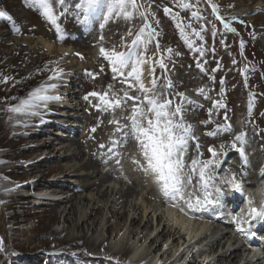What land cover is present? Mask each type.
I'll use <instances>...</instances> for the list:
<instances>
[{"label": "rangeland", "instance_id": "374dc122", "mask_svg": "<svg viewBox=\"0 0 264 264\" xmlns=\"http://www.w3.org/2000/svg\"><path fill=\"white\" fill-rule=\"evenodd\" d=\"M190 2L198 4V7L193 8L191 11H199L211 21V23L207 24H205L204 20L193 23V26L197 27L198 30L199 25H204L205 31L203 35L205 39L203 41L192 35L191 30H188L190 39L196 41L195 47L203 45L206 49L215 50L214 52L208 51L204 58L199 57L197 52L187 48L180 38L179 30L175 26L176 21L171 16L164 14L163 7L168 6L172 7L174 11H179L180 18L185 23L190 22V11L176 8L174 0H154L151 11L154 12L155 18L159 21L158 24H153V27H156L160 33L158 42L164 49L171 47L175 52L179 53V55L172 56H169L166 51L162 53V57L168 65L166 74L175 85L171 90L173 93L183 92L189 100L195 101V104L185 105L188 108L187 118L194 125L196 134L200 138L204 137L200 144L202 152H206L210 145L219 149L220 144L218 141L220 142V139L207 137L204 133L215 129L217 124H221L222 120L225 121V115L228 117L226 122L234 124L233 126L244 123L248 126L254 125L252 117L256 114L257 119L260 117L259 119L264 121V65L260 64V62L264 61V55H261V59L253 54L244 57L242 56L243 52L239 50L242 38L249 31L241 21L245 19L249 23V21L256 20V22L264 25V0H213L214 3L219 5L220 15L225 20L230 21L232 27L236 29L235 33L223 28V25L216 20L215 15L212 14V10L206 2H203V0H190ZM245 10H247V14L241 15L240 11ZM58 23L60 24L59 31L56 26L50 24L41 16L38 9L31 6L30 0H0V74H2L0 75V80H2L3 76L10 77L6 83L0 82V198H10V200H6L3 203L0 202V238L4 242V250L0 251V264H50L58 260L59 257L54 254L55 250H51L52 256L48 257L47 251L42 249L54 248V244L37 248L39 250L33 251L31 247L24 250L27 240L31 239V235L28 233L29 229L35 226L37 219H41L44 214L46 215L44 221L47 224L46 230L48 232L58 228L56 225L58 220H48V215L43 213L44 206L40 205L37 202L39 199H34V195H30L28 190L22 192L20 189L14 191L3 190L32 181V177L25 178L24 173H22V171L27 169L24 166L25 163L29 162L27 154L44 142L52 143V147L45 151L43 149L40 153L42 156L53 157L54 155H60L63 152L62 148L68 146L72 141L75 144H82V148L85 149L87 142L84 137L86 132L90 131L88 123L96 116L108 119L109 113L98 111L94 107L95 104L99 103L96 98L89 97L88 100H85L84 97L92 91H108L109 84H114L117 89L121 87L119 83L112 80L111 69L108 63L99 56V48L101 46L111 48L115 44L118 50L124 51L125 48L120 46V37L125 35L126 28L130 25L123 20L114 19L106 24L104 29L99 28L100 21L85 27L78 23L71 13L64 16L62 20H58ZM213 24L215 25V30H217V35L215 36L212 35ZM141 26V22L136 20L133 30L137 31ZM17 29L19 30L17 31ZM101 36L104 37L103 41L100 40ZM130 39L125 37V42H130ZM221 41H223V44ZM259 41L261 43V39ZM256 44L260 45L258 41H256ZM153 47L154 45H149V48ZM239 55L243 57V62L237 60ZM204 59L207 60L205 69L209 75L215 77V81L210 80L208 76L195 67L198 60L202 61ZM233 60L236 61L235 64ZM217 62L220 67L218 71L212 73L211 69L217 67ZM72 66H75L77 70L84 68L86 75L84 78L86 79H83L80 84L79 80L81 79L78 75L81 71H79L78 75L74 74V77H72V71H74H70ZM53 67L57 69L55 72H59V76H55ZM101 67L104 68L103 72H100ZM155 67L156 75L163 77L165 75L164 70L160 69L158 65ZM88 71H95L94 74L99 73L101 77L97 75L93 79L87 75ZM50 76H55V79L49 80ZM68 78L73 82L71 83L72 87L71 84L69 85L68 92L76 94L75 97H78L77 99H71L70 95L66 94L64 87L68 86V84L65 85ZM221 80L224 81L223 85L220 84ZM84 81L87 83H84ZM53 83L59 86L54 90H49L48 94L58 96L59 99L48 101L47 108H42L39 115H15L7 111L9 106L27 98L28 94L36 88ZM199 87H205L211 99L206 100L200 96L196 91ZM221 88H223V93L220 91ZM172 98L179 102L177 97L173 96ZM215 100H219L226 107L213 109V101ZM205 105L208 106L205 107ZM209 109H212L213 123L203 125L200 122L209 118ZM77 114H81V121L76 120ZM76 124L80 126L79 128L78 126L75 127V135L69 134L68 131L64 130L65 128L70 130ZM97 125L94 127L98 130L102 124H99L98 127ZM96 132L92 133L95 134ZM261 132H264V130L257 129L255 133L258 135ZM206 137L211 140L206 139ZM258 142L264 144L263 139L259 138ZM252 144V142L249 144V149L246 153L255 149V145ZM228 152L229 154L226 158L222 157L225 162L221 165L230 167L226 172V174L229 173L230 175V173L234 172V169H237L236 166H230V162H236L237 154L232 150H228ZM84 153L87 152L84 151ZM123 154L125 153L123 152ZM208 154L211 155L210 153ZM86 158L87 155L83 154V158L81 156L75 161L73 160V162L81 165ZM104 165L106 166V163ZM246 168L247 165L245 166ZM99 169L102 170V166H99ZM66 175H63L58 181L59 186L63 184L65 187L73 188L79 180L83 179V176L76 179L71 175ZM4 177H7V179H3ZM147 177L155 182L152 175H147ZM48 178L51 179V177ZM261 184H258V193L260 196L263 194L264 198V192L261 193ZM58 185L55 186L61 189ZM144 186L145 184L133 195V200L137 199L139 202H143L148 190ZM59 189L58 191H60ZM64 189L61 192V197L73 196L72 190ZM91 194H93V190L78 193V196L90 198ZM48 195V191H43L35 196ZM16 198H22V201L20 204L13 205ZM263 198L257 199L260 204L264 203ZM156 200H158L157 195H155V201H152V206L158 204ZM83 202L84 204L87 203L86 200ZM169 204L160 208L159 213L164 215L169 220L168 222L172 224L175 223L179 216H182L183 221H185L188 216L175 215L176 210H178V213L181 212L179 211L180 208ZM182 205H179V207L184 209L183 212H191L185 202ZM258 205L254 204L256 208ZM100 210L101 206H99L98 211ZM98 217V214H93L90 219H96V222ZM174 217L177 219H174ZM87 223L91 224L90 221ZM61 227L60 225L59 230ZM181 232L185 235L187 230L181 229ZM72 234L77 236L75 232ZM185 238L187 241V235ZM53 241L55 242V240L48 242ZM200 247L201 245L195 247L193 252L200 249ZM68 249L87 255L79 245ZM145 249L146 244L140 251L144 252ZM58 250H60V253L64 252L62 248ZM184 252H187V250ZM254 254L259 256L257 253H253L250 256H255ZM88 256L90 259L107 260L114 264L120 261V259L113 258L109 260L104 255L96 252ZM132 258H129L127 254V257L120 262L127 264L126 262L134 259ZM198 260L199 262L205 260L204 263H206L208 258L202 257ZM170 263L171 261L168 264ZM174 264H176V261ZM261 264H264L263 260Z\"/></svg>", "mask_w": 264, "mask_h": 264}, {"label": "bare ground", "instance_id": "6f19581e", "mask_svg": "<svg viewBox=\"0 0 264 264\" xmlns=\"http://www.w3.org/2000/svg\"><path fill=\"white\" fill-rule=\"evenodd\" d=\"M240 12L242 13L241 15L247 14V10ZM242 22L245 28L249 30L242 38L244 42L243 48L240 47L239 49L243 52L242 56L248 57L253 54L261 59V55H264V25L256 22V20L247 23L245 19H242ZM259 39H261V43ZM256 41L260 44L259 46ZM242 56H238L237 60L239 62L244 61ZM96 64L98 65L97 61ZM260 64L264 65V61L260 62ZM39 65L41 66V64ZM52 69L57 71L55 67ZM70 71L73 72L72 77H74V74L78 75L79 71H81L78 75L81 79H78L80 81L79 84L83 79H86L84 78L86 77L84 68L77 70L75 66H72ZM91 72L94 73L95 71ZM69 78L65 83L68 86L64 87L66 94L70 95L71 99H77L78 97H75L76 94L68 92L69 85L73 83L70 80L72 78ZM108 117L106 119L96 116L88 123L90 131L86 132L84 137L87 142L83 141L87 144V147H84L85 149L82 148V144H75L71 140L72 144L70 143L68 146L63 147V152L53 157L40 155L43 149L44 151L51 149L52 143L44 142L41 146L32 149L27 154L29 162L24 165L27 169L22 171L24 177H32V181L3 190L14 191L20 189L21 192L28 190L30 195H34L33 198L39 199L37 202L44 206L43 213L48 215V220H58L56 224L58 228L48 232L46 230L47 224L44 221L46 215L44 214L41 219H37L35 226L29 229L28 233H30L31 239L27 240L24 250L31 247L34 251L39 247L54 244V248H42L47 251L48 257L52 256L50 251L55 250L54 254L59 258L57 260L55 257L57 261H53V264H114L107 260L90 259L88 255L93 252L100 253L106 258L120 259V261L125 259L127 254L137 256L135 260L132 258L133 260L126 262L127 264H168L169 261H171L170 264H174L175 261L176 264H261L262 260L264 261V219L256 218L252 220L250 225L246 222L240 225L250 232L253 231V228L254 233H257L255 235L256 238L238 232L236 230L237 225L233 221V215L239 213L241 209H244L245 213L247 212L248 199L253 200V207L256 206L254 204H259L257 207L259 209L264 207V203L260 204L257 200L263 198L261 193L264 192V182L261 184L264 181V144L258 142L259 138L264 140V132L258 135L255 133L257 129L264 130V121L259 119L260 117L257 119V114L252 117L254 125L248 126L245 123L238 126L232 125L233 133L238 134L241 131L247 133L245 151L249 149L251 142L255 145V149L253 148L254 150L247 153L248 164L246 169L238 154L236 162H230L231 167H237L234 172L242 183L243 195L225 189L227 195L221 198L219 205L207 206L200 210H191L195 220L188 216L183 221L182 216H179L173 224L169 223V220L159 213L160 208L172 203L168 202L162 193L159 192V186L156 182L148 179L143 171V165L135 162L143 158L139 155L134 143L118 144L113 149V152H108V148L112 147L111 141L113 139H121L120 134L115 133L114 126L108 124V120L112 119V116L109 114ZM81 118V114H77L76 120L81 121ZM224 123L227 122L222 120L221 124ZM97 124H102V126L93 134L91 129ZM77 126L79 128L80 125L76 124L74 128H70V130L65 128L64 130L68 131L69 134L75 135V127ZM203 138H200V142L203 141ZM231 138L230 134L225 133L218 143H227ZM206 139L211 140L207 137ZM101 144L104 145L103 148L100 147ZM191 144L194 145L195 141H192ZM84 151L87 153H84ZM200 151L202 152V148H200ZM202 153L203 155L200 157L202 160L211 158L207 151ZM83 154L87 155L83 164L79 165L73 162V160L75 161L81 156L83 158ZM189 155L191 157L197 155V150L194 146H190ZM117 160L119 163H117ZM105 163L106 166L104 165ZM99 166H102V170L99 169ZM221 168L223 172L220 174L224 175L230 167L221 165ZM217 170L220 172L219 169ZM65 174H67L66 176L71 175L76 179L83 176V179L79 180L73 188L65 187L63 184L59 186L58 181ZM48 177H51V179ZM197 179L198 177H194V183H196ZM143 184H145V189L148 188L143 202H139L137 199L133 200V195L141 189ZM258 184H261L260 186L262 187L261 196L258 193ZM55 185H58L61 189ZM64 188L72 190L74 197H61V192L65 190ZM89 190H93L90 198L78 196V193ZM43 191H48L49 195L35 196ZM209 191H213V189L210 188ZM155 195H157L158 200L156 202L158 204L152 206V201H155ZM202 195L201 193V198ZM6 200H10V198H0L2 203ZM84 200L87 201L86 204H84ZM14 201L13 205L20 204L22 198H16ZM178 203L182 205L184 201H179ZM68 205L69 207L67 208ZM99 206H101L100 211H98ZM87 209L89 210L86 212ZM93 214L99 215L96 222V219H90ZM244 219L246 220L247 217L245 216ZM88 221L91 224H88ZM192 221L194 222L192 223ZM60 225L62 227L59 230ZM181 229L187 230V241ZM73 232L77 233V236H74ZM50 240H55V242H48ZM145 244L146 249L141 252L140 249ZM75 245L81 246L87 255L68 249ZM200 245V249L193 252L194 248ZM131 246L134 247L132 248ZM251 247H257L263 257L256 256V254L251 257L250 255H253L250 250ZM61 248L64 251L63 253L58 250ZM190 249L191 251H189ZM185 250L187 252H184ZM186 253H188L187 256ZM202 257L208 258L206 263H204L205 260L199 262L198 259ZM120 261L117 264H122Z\"/></svg>", "mask_w": 264, "mask_h": 264}, {"label": "snow or ice", "instance_id": "6c2138e0", "mask_svg": "<svg viewBox=\"0 0 264 264\" xmlns=\"http://www.w3.org/2000/svg\"><path fill=\"white\" fill-rule=\"evenodd\" d=\"M203 2L208 4L212 14L225 30L236 32L231 22L220 15L218 4L213 0H203ZM174 3L176 8L191 13L190 22L185 23L180 18L179 11H174L172 7H163L164 14L176 21L175 26L187 48L197 52L201 58L206 57L208 51L214 52V49H206L203 45L195 47L196 41L189 37L188 30H191L192 35L203 41L205 39L204 25H199L198 30L193 23L199 20H204L205 24L211 23L201 12L191 11L197 8L198 4L190 0H174ZM30 4L40 11L41 16L47 22L56 26L58 31L60 30L58 20H62L69 13L85 27L100 21L99 28L104 29L106 24L114 19L123 20L130 25L126 28L125 35L120 37V46L125 48L124 51L118 50L115 44L111 48L104 46L99 48V56L108 63L111 69L112 80L119 83L121 87L117 89L114 84H109L108 91H92L84 97L85 100L94 97L99 101L94 107L112 116L108 124L113 125L115 133L121 136L120 140L111 141L112 147L108 148L109 153L113 152L118 144L134 143L139 155L143 158L135 162L143 165L146 175L154 177L163 197L171 202L173 207H179V201H184L189 210H200L207 206L219 205L221 198L227 195L225 189L243 195L242 183L235 172L230 175L220 173L223 172L221 164L225 162L222 157L228 156L229 149L238 154L245 166L248 164V155L245 151L247 133L241 131L233 134L232 124H217L215 129L205 132L204 135L220 139L223 134L227 133L232 138L227 143H220L219 151L215 146L210 145L207 148V152L211 154L210 159L200 158L203 155L200 151V138L196 134L194 125L188 121V108L185 107V105L195 104V101L189 100L183 92L173 93L171 91L175 85L166 74L168 65L162 53L166 51L169 56L179 55V53L171 47L164 49L158 42L160 33L156 27H153V24H158L159 21L151 11L154 0H30ZM136 20H139L142 26L134 31ZM212 35H217L214 24ZM125 37L131 38L130 42H125ZM100 40L103 41L104 37L101 36ZM221 43L223 44V41ZM243 44L244 42L241 41V48ZM149 45H154V47L149 48ZM233 63L235 64L236 61L233 60ZM206 64V59L198 60L195 67L210 80L215 81V77L206 71ZM156 65L164 70L163 77L156 75ZM219 67L217 62V67L212 68L211 72L215 73ZM103 71L104 68L101 67L100 72ZM87 75L95 79L99 73L88 72ZM55 76H59V72H55ZM55 76H50L48 79L53 80ZM9 79L10 77L3 76L0 82L6 83ZM223 83L224 81L221 80L220 84L223 85ZM56 88L55 83L41 85L30 92L27 98L9 106L7 111L15 115H39L42 108H47L48 101L59 99L58 96L48 94L49 90ZM196 91L204 99H211L205 87H199ZM220 91L223 93V88ZM173 96L177 97L179 102L173 99ZM216 107L224 108L226 105L215 100L213 109ZM227 120L228 117L225 115V121ZM200 123L203 125L213 123L212 109H209V118ZM96 130V127L91 129L92 132ZM192 141H195L194 145L191 144ZM190 146H194L197 150L195 157L189 155ZM100 147L103 148L104 145L101 144ZM117 163H119L118 160ZM217 169L220 172H216ZM194 177H198L196 183H194ZM210 188L213 191H209ZM247 205V212L241 209L239 213L233 215V221L237 225L238 232L255 237L254 232L240 225L243 222L250 225L256 218L264 219V207L260 209L253 207L251 199L247 200ZM180 210L184 211L183 208ZM3 243V239L0 238V251L4 250ZM108 259L111 260L112 257Z\"/></svg>", "mask_w": 264, "mask_h": 264}]
</instances>
